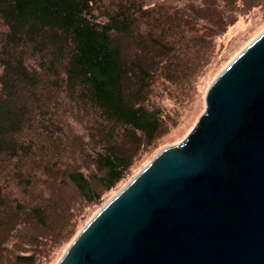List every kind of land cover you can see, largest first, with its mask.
<instances>
[{
  "label": "trees",
  "instance_id": "trees-1",
  "mask_svg": "<svg viewBox=\"0 0 264 264\" xmlns=\"http://www.w3.org/2000/svg\"><path fill=\"white\" fill-rule=\"evenodd\" d=\"M256 9L264 0H0V264H54Z\"/></svg>",
  "mask_w": 264,
  "mask_h": 264
},
{
  "label": "water",
  "instance_id": "water-1",
  "mask_svg": "<svg viewBox=\"0 0 264 264\" xmlns=\"http://www.w3.org/2000/svg\"><path fill=\"white\" fill-rule=\"evenodd\" d=\"M54 264H264V29Z\"/></svg>",
  "mask_w": 264,
  "mask_h": 264
},
{
  "label": "rangeland",
  "instance_id": "rangeland-1",
  "mask_svg": "<svg viewBox=\"0 0 264 264\" xmlns=\"http://www.w3.org/2000/svg\"><path fill=\"white\" fill-rule=\"evenodd\" d=\"M263 29L264 15L257 9L254 10V12L250 15L239 17V19L234 24L228 27L227 31L221 36V38H219V40L223 41L224 43L221 50V56L223 57V60L220 62L215 73H211L209 76H204L201 78L196 96L182 109L180 120L177 122V124L174 125L168 131V133L164 135L163 144L160 146L158 151L166 146L180 141L186 136L205 108V92L209 83L224 68V66ZM154 155L145 156L141 163H139V167L146 165ZM136 173H134L132 176H134ZM131 177L119 183L118 187L109 193L107 200L111 198L122 186H124ZM101 206H97L91 211L87 221L97 212Z\"/></svg>",
  "mask_w": 264,
  "mask_h": 264
}]
</instances>
